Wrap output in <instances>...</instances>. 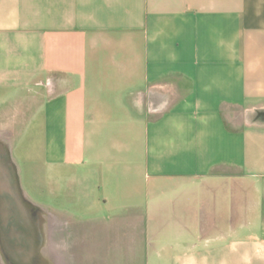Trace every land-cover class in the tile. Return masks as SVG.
I'll list each match as a JSON object with an SVG mask.
<instances>
[{
	"label": "crops",
	"instance_id": "crops-1",
	"mask_svg": "<svg viewBox=\"0 0 264 264\" xmlns=\"http://www.w3.org/2000/svg\"><path fill=\"white\" fill-rule=\"evenodd\" d=\"M0 138L39 264H264V0H0Z\"/></svg>",
	"mask_w": 264,
	"mask_h": 264
},
{
	"label": "water",
	"instance_id": "water-1",
	"mask_svg": "<svg viewBox=\"0 0 264 264\" xmlns=\"http://www.w3.org/2000/svg\"><path fill=\"white\" fill-rule=\"evenodd\" d=\"M41 214L26 198L10 146L0 138V245L7 263L39 264Z\"/></svg>",
	"mask_w": 264,
	"mask_h": 264
},
{
	"label": "rangeland",
	"instance_id": "rangeland-1",
	"mask_svg": "<svg viewBox=\"0 0 264 264\" xmlns=\"http://www.w3.org/2000/svg\"><path fill=\"white\" fill-rule=\"evenodd\" d=\"M24 194L29 201H31L34 205H36L39 209H41L42 213L53 211V208H46L45 207L46 208L45 209V208L40 207L39 204L36 201H34L30 196H28L25 192H24ZM44 223L45 222H43V224ZM47 223H52V222H47ZM43 228H45L44 230H42L43 232H41L43 247L45 248V247H48L50 245L52 246L54 244V239H55V230L53 227H49V226L44 227V225H43ZM50 255H53V254H50ZM41 259H43V258H41ZM6 260H7V257L3 253L2 249H1V245H0V264H8Z\"/></svg>",
	"mask_w": 264,
	"mask_h": 264
}]
</instances>
